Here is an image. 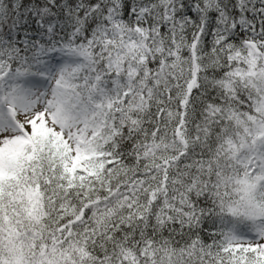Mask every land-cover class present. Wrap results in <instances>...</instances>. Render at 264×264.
<instances>
[{
    "label": "snow or ice",
    "instance_id": "obj_1",
    "mask_svg": "<svg viewBox=\"0 0 264 264\" xmlns=\"http://www.w3.org/2000/svg\"><path fill=\"white\" fill-rule=\"evenodd\" d=\"M0 264H264V0H0Z\"/></svg>",
    "mask_w": 264,
    "mask_h": 264
}]
</instances>
